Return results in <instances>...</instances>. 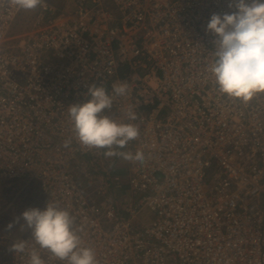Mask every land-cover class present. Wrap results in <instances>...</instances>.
I'll use <instances>...</instances> for the list:
<instances>
[{
  "label": "built area",
  "instance_id": "obj_1",
  "mask_svg": "<svg viewBox=\"0 0 264 264\" xmlns=\"http://www.w3.org/2000/svg\"><path fill=\"white\" fill-rule=\"evenodd\" d=\"M230 3L43 0L17 39L23 10L0 0V183L37 181L42 209H67L98 264H264V94H221L210 71L207 25L236 11ZM120 83L124 96L113 92ZM92 84L113 97L105 115L139 127L124 152L145 159H126V185L97 169L106 149L76 138L69 107ZM145 207L154 221L133 223ZM31 238L14 241H27L24 253L0 254L29 264L35 249L45 264H67Z\"/></svg>",
  "mask_w": 264,
  "mask_h": 264
},
{
  "label": "clouds",
  "instance_id": "obj_2",
  "mask_svg": "<svg viewBox=\"0 0 264 264\" xmlns=\"http://www.w3.org/2000/svg\"><path fill=\"white\" fill-rule=\"evenodd\" d=\"M8 3L20 10H33L43 0H8ZM229 7L236 11L213 14L207 25V31L215 36V60L210 71L221 94L247 103L264 94V0H232ZM127 91V83L113 85L116 96H124ZM86 95L84 102L69 107L79 143L88 148L106 149V157L122 156L142 163L143 152L117 151L139 136V127L104 114L113 106V97L104 87L92 84ZM126 116L128 121L137 119L131 108ZM69 143L66 141L64 146L68 147ZM21 218L24 221L21 228L31 230V239L58 260L67 264H98L94 250L82 245L75 218L58 203L49 200L43 209L29 208ZM13 226L10 223L8 228ZM26 249L27 241L20 240L13 242L10 250L24 253ZM29 264H45V261L33 249L29 252Z\"/></svg>",
  "mask_w": 264,
  "mask_h": 264
},
{
  "label": "rangeland",
  "instance_id": "obj_3",
  "mask_svg": "<svg viewBox=\"0 0 264 264\" xmlns=\"http://www.w3.org/2000/svg\"><path fill=\"white\" fill-rule=\"evenodd\" d=\"M110 9L114 13H118L114 5H111ZM29 12L30 10H23L13 25L12 35H17V39L20 38L21 34L19 33L22 30H27L26 20L34 17V14ZM15 43H18V41ZM24 77L26 78L25 75ZM20 82H24V80ZM124 148L117 149V151L124 152ZM126 165V159L122 156H105L103 159H98L97 161V169L100 172H103V169H107L111 171L112 175L117 173L124 178L125 185L127 182ZM78 180L84 182L82 178H78ZM125 188L127 189L128 185ZM38 189L41 191L40 184L37 181L28 182L26 179L7 181L2 185L0 184V251L10 250L11 245L15 240L22 238L31 231L26 228H21L24 224L21 217L22 213L29 208L38 207L42 209V201ZM127 195L128 192L126 190L125 200L128 198ZM41 196L44 197L43 194H41ZM137 217L138 218L133 219L132 222L141 226H148L155 219L154 213L146 207L140 210ZM10 223L14 224L11 229L8 228ZM0 257V264H10L8 254H5L4 256L0 254Z\"/></svg>",
  "mask_w": 264,
  "mask_h": 264
},
{
  "label": "trees",
  "instance_id": "obj_4",
  "mask_svg": "<svg viewBox=\"0 0 264 264\" xmlns=\"http://www.w3.org/2000/svg\"><path fill=\"white\" fill-rule=\"evenodd\" d=\"M0 184L2 185V184H4V182H3V183H0ZM38 190H39V189H38ZM41 194H42V193H41V191L39 190V196L41 197V201H42V198H43V197L41 196Z\"/></svg>",
  "mask_w": 264,
  "mask_h": 264
},
{
  "label": "crops",
  "instance_id": "obj_5",
  "mask_svg": "<svg viewBox=\"0 0 264 264\" xmlns=\"http://www.w3.org/2000/svg\"><path fill=\"white\" fill-rule=\"evenodd\" d=\"M126 169H127V165H126ZM117 174V173H116Z\"/></svg>",
  "mask_w": 264,
  "mask_h": 264
}]
</instances>
